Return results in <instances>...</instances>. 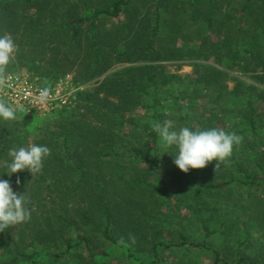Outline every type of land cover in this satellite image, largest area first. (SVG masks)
Wrapping results in <instances>:
<instances>
[{
	"label": "trees",
	"instance_id": "obj_1",
	"mask_svg": "<svg viewBox=\"0 0 264 264\" xmlns=\"http://www.w3.org/2000/svg\"><path fill=\"white\" fill-rule=\"evenodd\" d=\"M46 1L0 0V11L7 9L11 16L8 30L14 34L21 30L24 33L30 31V36L39 39L40 47L45 49L43 58L49 50L51 62L56 66L43 80L45 87H51L73 67H79V79L89 82L118 64L193 61L190 54L193 50L186 47L190 40L180 47H161L164 43L162 11L166 13L169 9L171 15L187 13L191 9V21L206 22L211 31L218 26L223 37L217 35L220 43L213 46L216 64L223 66L227 59L230 70L234 69L243 76L252 75L264 85V13L259 15L252 11L254 0H247L235 8L238 16L229 10L231 4H215L214 7L220 10L208 17L196 13L208 0H183L190 4L150 0L154 3L153 26L147 34L136 32L135 39L126 42L124 48L118 43L119 32L109 40L100 33V27L104 25V19H119L128 8H132L135 0H106L102 5H96L101 1L73 0L74 4H83L79 17L64 21L57 30H49L44 25V17L54 13V9L48 8L51 1ZM245 15L252 19L249 26L242 20L235 22L237 17L242 19ZM180 21L181 15L178 20L171 21V26L181 27ZM132 24L127 36L132 35ZM87 37L90 41L84 47ZM167 37L172 39L173 45L176 44V37ZM179 37L183 41V37ZM197 39L207 41L209 38ZM38 49V45L33 46L30 55L38 57ZM25 53L18 54L19 61L26 62L28 55ZM61 55L67 60L62 66L63 73L59 71ZM67 64L71 68L66 69ZM191 65L195 79L188 86H194L195 97L204 96L207 106L234 105L236 101L233 102L230 93L232 97H238L239 93L246 91V85L237 82L229 92V75L218 67L208 68L197 62ZM175 82H184V79L165 75L155 66L127 68L107 76L94 90L79 93L83 113L67 109L55 117L41 119L38 116L28 118L17 112L18 118L14 121L0 119V178L9 180L14 191L27 192L31 209L30 219L0 232V264H111L116 259L121 264H166V253L181 252L192 255L188 264H264L261 207H249L244 222L249 223L248 231L238 229L236 223L237 226H229L228 230L225 223L213 228L208 219L200 218L198 234L203 237V242L188 234L187 224L176 223L172 199L177 195L170 190L173 186L183 194L180 199H185L188 192V201L201 200L200 204L208 205L205 209H209L215 203H208L211 197L220 202L218 198L234 194L237 187L264 189V153H256L255 161L248 154L249 144L244 147V141H241V147L234 145L233 150L239 154V159L236 158L238 160L230 169L215 172L214 178L206 172L205 178L197 184L201 192L188 191L183 178L161 163L157 153L158 136L146 126L139 125L137 118L126 115L129 110L145 107L140 102L142 97L151 98L149 109L156 112L163 104L160 90ZM201 84L203 87H197ZM249 87L253 90L255 85ZM207 91L214 97L203 94ZM254 104L249 97V112L244 117L246 131L251 134L264 127L263 120L259 118L258 122L255 117ZM94 117L98 125L93 124ZM213 117L210 120L216 119L217 115ZM47 122L54 123L53 134L36 143L51 149L42 171L35 177L25 171L9 177L4 172V165L10 159L8 150L21 147L28 134L35 132L38 135L40 124ZM167 173L175 180L166 182ZM195 192L200 194L197 196ZM252 197L259 201L255 203L259 205L264 195ZM160 207L165 209L164 214H160ZM166 231L176 237L167 238L169 233ZM218 234L230 237L225 250L216 249L210 242ZM96 239L107 244V248L99 250ZM175 239L178 241L173 243ZM138 249H142L145 256Z\"/></svg>",
	"mask_w": 264,
	"mask_h": 264
},
{
	"label": "rangeland",
	"instance_id": "obj_2",
	"mask_svg": "<svg viewBox=\"0 0 264 264\" xmlns=\"http://www.w3.org/2000/svg\"><path fill=\"white\" fill-rule=\"evenodd\" d=\"M48 1H51L48 8L54 9V13L52 16L49 14L48 16L44 17V25H47L49 27V30H57L58 26H60L64 21L68 19L75 20L76 17L78 18L83 6V4H74L73 0H47L46 2ZM86 1H101V4L96 5H102L106 0ZM246 1L247 0H208L204 3L205 6L203 8L197 9L196 13L199 14L200 17H208L214 12H218L220 10L219 8L217 9L214 7L215 4H231L232 6L229 8V10L233 11V15H235V8L244 5ZM46 2H43V4H46ZM183 2L184 4H190L189 1L183 0H168L165 4H182ZM152 4L154 3H152L150 0H135L131 6L132 8H128L119 19H104L105 22L104 25L100 27V33L104 37L107 36L109 40H111L112 37H114V35L119 32L118 43L120 48H124L126 42L135 39L134 35H136V32L143 31L142 33L147 34L148 30H150L151 26H153L152 21H154L155 19V12ZM253 4L254 9L252 11L256 12L259 15H262L264 13V0H254ZM190 10L191 9H188L187 13H175L174 15L170 14L171 9L166 11V13L162 11V18L164 21L162 24V31L164 35H162V37L164 38V43H162L161 47L164 46L165 49L170 47H180L182 44L190 40V42L187 44L188 46L186 47L193 50L190 53L192 55L193 61H161L153 64L144 62H137L134 64H118L110 71H108L105 75L99 76L89 82H83L81 79H79V67L71 68L67 64L65 68L71 69L66 71L65 75L60 76V78L69 77L70 81L74 84V88L77 90L75 94L76 101L70 108V110L72 109L71 111L77 114L83 113V102H81L78 98L79 93L81 91L90 92L91 90H94V88H97L107 78V76L117 74L127 68L155 66L157 67L159 72H165V75H175L182 77L184 79V82H175L168 88L160 90L159 94L161 96L163 104H160V107H158L156 112L153 109H149V106L152 103L151 98L142 97L140 102L141 105L145 107L141 106V108L129 110L128 112H126L127 116L130 115L137 118L139 125L146 126L148 128V131H152V124L154 122L172 120L177 128L183 126H189L191 128L199 130L220 128L227 132H235L237 135H240L242 137V141H244V147L249 144L250 147L248 149V154L251 155L256 161V153H264V127L260 128L257 133L251 134V132L246 131L247 125L244 123V117L249 112L247 101L250 97L251 100L255 102V108L253 109L255 117L258 119V122L260 121L259 118H261L263 120L261 121L264 125V85H261L256 80H254L252 75L243 76L234 69L230 70V64L227 59L224 60L223 66L216 64L215 56L212 55L213 46L220 43L218 41L219 39L217 38V35H221L223 37V33H221L218 26H215L214 30L211 31L208 29V25L206 24V22L199 20H197V22H195L194 20L191 21L193 15ZM6 11L7 9H2V11H0V35H11L17 45V51L14 54L13 59L5 67L3 72H0V82L10 75L18 74L28 76L34 80H37L39 84L43 85V80L51 75V72L55 69L56 66L51 62V55L49 54L50 52L47 49L45 54L46 57L43 58L44 54H42V51L45 49L40 47L38 42L39 39L30 36V31L24 33L23 30H21L14 34L11 30H8V22L11 16L7 14ZM180 15L182 16V21H180L181 27L171 26V21L178 20L180 18ZM236 15L238 16L237 13ZM240 20H242L246 26H249L252 21L251 17H249L248 15H245L242 19H239L237 17L235 22L239 23ZM139 22H142V24ZM130 24H132L133 26L132 35L127 36L126 34L128 32ZM167 36L176 37V44L173 45V42H170L172 39ZM179 36L183 37V41ZM206 36L209 38L207 41H201L197 39L199 37ZM89 41L90 40L87 37L84 47L89 44ZM36 45L39 46L38 50L40 54L38 55V57L30 55L32 47ZM198 46H200V48H198ZM22 52H26L25 54L28 55V57L25 58L26 62H21L18 59V54ZM193 52H195V55L192 54ZM58 62L60 64L59 71H61V73L65 72L62 66L63 64H65V62H67V60H64L63 55L59 57ZM192 62L201 63L203 65H206L208 68L211 66L218 67L226 72L229 75V79L227 81L229 92L233 91V88L237 85V82L245 84L246 91H242L241 93H239L238 97H232V94L230 93L231 98H233V102L236 101L234 102V105L218 104L207 106L208 101L205 100L204 96L195 97L193 92L194 86H188L189 82L195 79H193L192 77L194 70L193 66L191 65ZM35 69L38 71H36ZM251 85H255V88L253 90H251L249 87ZM199 86L203 87V84L197 85V87ZM247 87H249V91L247 90ZM203 94H210L212 95V97H214L213 94L208 91L204 92ZM102 96H104V94H102ZM214 115H217L216 119L210 120V117L214 118ZM193 116H195L196 118H193ZM78 117L79 116H77L76 118L78 119ZM92 120L93 124L98 125V120H96V117H94ZM53 124L48 122L40 124V133L38 135L35 134V132L28 134V136L22 140V146H27L29 143L36 144L44 137L53 134L52 132L55 127ZM140 141L143 142V140ZM253 141L255 142V144L253 143ZM238 146L241 147V143ZM234 151L235 150H233L232 156L228 159V161L222 164L218 169L216 168L217 161H212L206 168L191 169L188 173H184L174 164L173 155H175V151L173 149L163 148L160 140L159 150L157 153L161 157V163L166 164L169 168L168 170L175 171L176 174L182 177L183 182L188 187L187 190L194 193L195 190H200L201 192V189H199L197 184L201 178H205L206 172H210L209 177L214 178L216 177V175H214L215 172L218 173L217 171H226L230 169V167L233 165V162L239 159V154L235 153ZM25 172L29 173V171L27 170H25ZM165 179L166 182L175 180L174 176L172 174L169 175V173L165 175ZM170 190L174 192V196L177 195V197H174L172 199L176 223L182 222L184 225L187 224L188 234L196 237L199 242H203L204 240L203 237L198 234V227L200 224L198 220L200 218L208 219L213 228H217L225 223V225H227L226 230L229 229V226L238 225V229H244L248 231L249 223L244 222L247 220L249 207H261L264 217V197L262 198L261 204L259 205L255 204L259 203V201L255 197H252L255 194L258 196L264 195V192H262L264 189H257V187L251 189L249 187L240 189L239 187H237V192H235L234 194H227V196L218 198L219 200L221 199L220 202H217L211 197L208 200V203H215L209 209H205V207L208 205L204 206L200 204L201 200L188 201V192L186 191V187L184 188V191L187 192L186 197H184L185 199H180L183 194L179 190H177L176 186H173ZM195 194L198 196L200 193L195 192ZM217 207L220 208L219 211L214 212V208ZM163 211H165V209H162V207H160V214L163 213ZM235 223L237 225H235ZM173 225L174 224H172V226ZM166 232L169 233L167 238H174L173 236L175 235L168 231ZM262 234L264 235V231L261 233V235ZM95 241L96 243H98L97 246L99 250L107 248V244L102 243L99 239H96ZM177 241L178 240L175 239L173 243H176ZM210 242L211 244H214L216 249L225 250L227 248V245L230 244V237L229 235L220 236L218 234L213 237ZM138 251L140 252V254L145 256V252L142 251V249H138ZM165 255V260L167 261L164 262H166V264H188V262L192 260V255L186 252L172 255L166 253ZM197 260L200 259L197 258ZM111 264L121 263L118 259H116Z\"/></svg>",
	"mask_w": 264,
	"mask_h": 264
},
{
	"label": "clouds",
	"instance_id": "obj_3",
	"mask_svg": "<svg viewBox=\"0 0 264 264\" xmlns=\"http://www.w3.org/2000/svg\"><path fill=\"white\" fill-rule=\"evenodd\" d=\"M17 51V45L11 35H0V72L11 62ZM47 90L40 92L45 99ZM6 101L0 100V119L16 120L17 111ZM152 131L158 136L165 149L175 151L174 164L184 173L191 169H203L212 161H217L216 168L232 156L234 145H239L242 137L235 132L220 128L194 129L189 126L177 128L172 120L154 122ZM51 154L47 145L29 143L27 146L8 150V162L4 165L9 177L22 171H29L34 177L44 166V161ZM20 181L17 179V184ZM27 192L20 194L13 190L9 180L0 178V232L31 218V209Z\"/></svg>",
	"mask_w": 264,
	"mask_h": 264
},
{
	"label": "built area",
	"instance_id": "obj_4",
	"mask_svg": "<svg viewBox=\"0 0 264 264\" xmlns=\"http://www.w3.org/2000/svg\"><path fill=\"white\" fill-rule=\"evenodd\" d=\"M42 90L48 92L45 99L40 98ZM76 92L69 77L59 78L51 87H45L37 80L18 74L10 75L0 82V99L14 109H19L17 112L28 118H52L70 109L76 101Z\"/></svg>",
	"mask_w": 264,
	"mask_h": 264
}]
</instances>
